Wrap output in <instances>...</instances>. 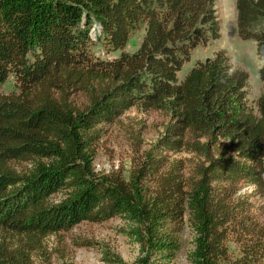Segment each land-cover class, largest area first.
Returning <instances> with one entry per match:
<instances>
[{
    "label": "trees",
    "instance_id": "obj_1",
    "mask_svg": "<svg viewBox=\"0 0 264 264\" xmlns=\"http://www.w3.org/2000/svg\"><path fill=\"white\" fill-rule=\"evenodd\" d=\"M235 7L238 36L264 61V0ZM140 24L139 46L123 50ZM220 34L215 0H0V264H32L48 235L111 218L138 244L134 264H172L185 221L190 262L222 263L225 235L241 222L238 183L264 188V91L249 104L247 72L220 51L178 79L191 52ZM95 36L118 55L94 56ZM258 72L264 81V64ZM132 106L167 113L163 135L127 176L97 175V125ZM163 148L203 160L186 181L181 161L163 169ZM101 252L105 264H127Z\"/></svg>",
    "mask_w": 264,
    "mask_h": 264
},
{
    "label": "rangeland",
    "instance_id": "obj_2",
    "mask_svg": "<svg viewBox=\"0 0 264 264\" xmlns=\"http://www.w3.org/2000/svg\"><path fill=\"white\" fill-rule=\"evenodd\" d=\"M236 0H215L217 15L221 23V34L218 41H211L205 46L196 47L178 72L180 80L197 63L206 61L220 51L227 58V64L232 68L244 70L248 74L245 95L249 104H255L258 96L264 91V81L259 77V68L264 64L256 55L254 40L242 39L237 34ZM96 24L90 28L94 35ZM263 21L259 19L253 25V30L260 31ZM144 33L143 24L131 33L129 41L123 50L134 51L139 46ZM92 47L94 56L100 59H112L120 50H114L105 42L96 40ZM12 76L2 85L3 91L14 89ZM75 101L83 105L86 100L76 96ZM170 116L162 110H144L132 106L115 121L98 124V139L95 143L93 159L94 171L103 175L112 170L122 169L125 176L133 159H142L145 152L163 135V127ZM155 157L167 168L174 160L181 161L182 176L188 181L194 170V165L203 160L197 154L181 150L174 152L166 148L159 149ZM137 160V159H136ZM61 194L54 198L58 199ZM236 212L241 222L231 225L225 235L224 245L226 257L221 264L233 261H244L250 264L264 261V188L240 181L237 192L233 196ZM122 228H126L119 218L94 223L83 221L68 231H60L48 235L41 251L32 253V264H105L102 261L101 248H109L127 264H134L139 254L138 244L128 237ZM194 233L188 221H185L180 233V248L172 264H192L189 253L193 249ZM90 242L93 245H85ZM92 242V243H91Z\"/></svg>",
    "mask_w": 264,
    "mask_h": 264
}]
</instances>
